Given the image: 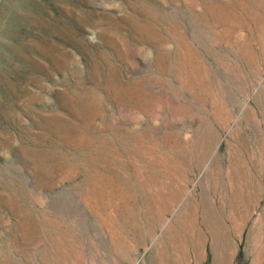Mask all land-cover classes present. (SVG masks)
<instances>
[{
  "label": "rangeland",
  "instance_id": "1",
  "mask_svg": "<svg viewBox=\"0 0 264 264\" xmlns=\"http://www.w3.org/2000/svg\"><path fill=\"white\" fill-rule=\"evenodd\" d=\"M0 264H264V0H0Z\"/></svg>",
  "mask_w": 264,
  "mask_h": 264
}]
</instances>
